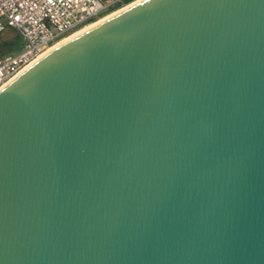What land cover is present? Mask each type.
<instances>
[{
  "label": "water",
  "instance_id": "1",
  "mask_svg": "<svg viewBox=\"0 0 264 264\" xmlns=\"http://www.w3.org/2000/svg\"><path fill=\"white\" fill-rule=\"evenodd\" d=\"M0 264H264V0H142L0 90Z\"/></svg>",
  "mask_w": 264,
  "mask_h": 264
},
{
  "label": "built area",
  "instance_id": "2",
  "mask_svg": "<svg viewBox=\"0 0 264 264\" xmlns=\"http://www.w3.org/2000/svg\"><path fill=\"white\" fill-rule=\"evenodd\" d=\"M119 0H0V34L21 35L17 52L0 58V90L63 38L98 21Z\"/></svg>",
  "mask_w": 264,
  "mask_h": 264
},
{
  "label": "trees",
  "instance_id": "3",
  "mask_svg": "<svg viewBox=\"0 0 264 264\" xmlns=\"http://www.w3.org/2000/svg\"><path fill=\"white\" fill-rule=\"evenodd\" d=\"M134 1L135 0L119 1L113 7H111L107 12H105L103 16L109 13H112L113 11L120 9L122 6L128 5ZM15 32L16 33H12L11 36L4 35V32L0 34V58L9 53L17 52L20 49L22 38H21V35L17 31Z\"/></svg>",
  "mask_w": 264,
  "mask_h": 264
},
{
  "label": "bare ground",
  "instance_id": "4",
  "mask_svg": "<svg viewBox=\"0 0 264 264\" xmlns=\"http://www.w3.org/2000/svg\"><path fill=\"white\" fill-rule=\"evenodd\" d=\"M140 1H142V0H136V1L130 3L129 5H127V6L123 7V8H120V9H118V10H116V11L110 13V14L105 15L104 17H102V18L99 19L98 21H96V22H94V23H92V24H90V25H88V26H86V27H84V28L78 30L77 32L71 34L70 36H67V37L63 38V39L60 40L58 43H56L53 47H51L50 50H48L47 52H45L44 54H42L38 59L42 58L44 55H46L48 52H50V51L53 50L54 48H56V47L62 45L63 43H65V42H67V41H69V40H71V39L77 37L78 35H80V34L86 32V31H88L89 29L95 27L96 25L102 23L103 21H105V20L111 18L112 16L116 15L117 13L123 11L124 9H126V8H128V7H130V6L134 5V4H136V3H138V2H140ZM17 77H18V76H17ZM7 85H8V84H7ZM7 85H6V86H7ZM6 86H5V87H6ZM2 89H3V88H2ZM2 89H1V90H2Z\"/></svg>",
  "mask_w": 264,
  "mask_h": 264
},
{
  "label": "rangeland",
  "instance_id": "5",
  "mask_svg": "<svg viewBox=\"0 0 264 264\" xmlns=\"http://www.w3.org/2000/svg\"><path fill=\"white\" fill-rule=\"evenodd\" d=\"M119 1H122V0H119ZM136 1V0H135ZM129 5V4H128ZM125 6H127V5H124V6H122L121 8H123V7H125ZM114 12V11H113ZM110 14V13H109ZM12 33H16L15 31H12V30H7L6 32H4V35H6V36H11V34ZM20 50V49H19Z\"/></svg>",
  "mask_w": 264,
  "mask_h": 264
}]
</instances>
